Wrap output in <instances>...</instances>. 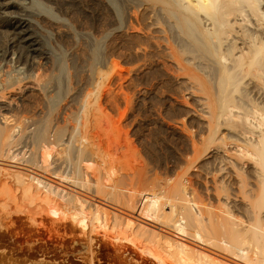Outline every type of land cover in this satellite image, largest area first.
I'll return each instance as SVG.
<instances>
[{
    "label": "bare ground",
    "instance_id": "6f19581e",
    "mask_svg": "<svg viewBox=\"0 0 264 264\" xmlns=\"http://www.w3.org/2000/svg\"><path fill=\"white\" fill-rule=\"evenodd\" d=\"M29 1L0 0V28L9 37L0 41V60L19 68L3 71L2 99L25 81L40 83L39 74H29L41 54L36 25L25 19ZM146 1L153 30L160 31L154 14L174 21L177 42H169L168 55L187 89L201 95L199 130L208 132L201 137L209 151L187 158L175 177L150 181L128 158L113 156L105 123L96 126L90 112L94 92L45 175L35 151L5 154L21 145L14 132L20 127L38 141L54 133L63 142L65 130L51 116L27 118L30 125L0 122V223L10 228L0 230V264L11 256L21 257L16 264H104L109 256L113 264H264V0ZM16 47L20 54L10 52ZM49 148L41 155L46 164ZM193 171L206 176L205 195L196 199L187 198ZM148 185L159 194L145 191ZM83 246L86 256L74 257Z\"/></svg>",
    "mask_w": 264,
    "mask_h": 264
},
{
    "label": "rangeland",
    "instance_id": "374dc122",
    "mask_svg": "<svg viewBox=\"0 0 264 264\" xmlns=\"http://www.w3.org/2000/svg\"><path fill=\"white\" fill-rule=\"evenodd\" d=\"M27 7L25 19L36 25L34 29L41 41V54L34 56L29 74H39L40 83L25 81L20 91L16 90L10 95L13 97L0 98V122L17 126L26 121L30 125L32 120L35 122L38 118L41 121L51 116L55 128H62L66 133L62 143L57 141L54 133L45 141H38L34 134L29 133V137L17 127L14 136H20L21 145L26 146L23 151L19 145L4 152L10 153L7 154L9 158L17 153L22 158L25 152L27 158L33 150L40 157L37 168L49 175L55 152L64 147L72 127L82 124L84 105L94 92L96 98L91 100L90 112L94 115L96 126L102 127L105 123L102 127L107 135L104 141H110L114 146L113 156L128 158L134 166L146 171L150 181L160 182L175 177L187 158L193 159L198 152L209 151L201 137H206L208 132L204 128V134L201 133L199 127L202 112L198 98L201 95L187 89L184 81L187 77L178 69L169 50V42H177L172 19L163 18L162 21V15L154 14L155 20L159 21L156 23L161 34L156 27L153 30L146 0H35L29 1ZM3 17L0 15L2 21L5 20ZM0 30V41L6 43L8 34ZM162 43L167 47H163ZM13 50L20 54V48H11L10 52ZM20 66L23 67V63ZM7 70L19 71L18 64L10 58L0 60V77ZM19 75L24 76L20 72ZM43 82L47 83V88L40 86ZM188 91L191 92L190 96ZM116 133L120 137L109 138V135L115 136ZM29 140L31 143L28 144ZM118 144L122 147H118ZM27 145L29 148L31 146V150ZM47 147H50L53 155L46 164L41 155ZM198 174L193 171L191 175L187 198L196 199L205 195L206 176L203 179ZM143 189L152 195L159 194V187L155 185ZM21 224L18 222L13 226L20 230ZM5 227H0L1 232L8 229ZM85 248L83 246L82 251L73 253V256H86ZM9 258L16 264V257ZM8 260L6 264L13 263ZM107 261L110 264L114 262L110 256L104 264H108Z\"/></svg>",
    "mask_w": 264,
    "mask_h": 264
}]
</instances>
